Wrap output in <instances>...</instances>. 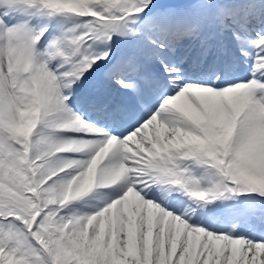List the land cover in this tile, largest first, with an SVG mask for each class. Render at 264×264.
I'll use <instances>...</instances> for the list:
<instances>
[{
    "label": "snow or ice",
    "instance_id": "obj_1",
    "mask_svg": "<svg viewBox=\"0 0 264 264\" xmlns=\"http://www.w3.org/2000/svg\"><path fill=\"white\" fill-rule=\"evenodd\" d=\"M0 264H264V0H0Z\"/></svg>",
    "mask_w": 264,
    "mask_h": 264
}]
</instances>
